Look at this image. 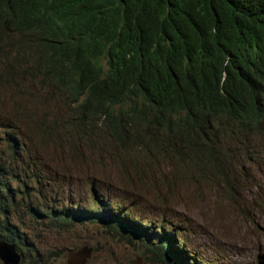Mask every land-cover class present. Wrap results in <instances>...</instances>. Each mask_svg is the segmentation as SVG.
Segmentation results:
<instances>
[{"label": "trees", "instance_id": "1", "mask_svg": "<svg viewBox=\"0 0 264 264\" xmlns=\"http://www.w3.org/2000/svg\"><path fill=\"white\" fill-rule=\"evenodd\" d=\"M12 40L20 60L5 70L64 92L78 124L102 126L118 144L160 129L220 167L225 134L245 147L264 141V0H0V49ZM73 134L0 128V239L16 245L19 264H46L16 224L27 214L56 226L109 221L158 243L147 250L172 264L168 238L112 204L95 180L84 202L66 192L71 174L57 185ZM51 136L58 151H47ZM45 161L58 164L56 175Z\"/></svg>", "mask_w": 264, "mask_h": 264}, {"label": "rangeland", "instance_id": "2", "mask_svg": "<svg viewBox=\"0 0 264 264\" xmlns=\"http://www.w3.org/2000/svg\"><path fill=\"white\" fill-rule=\"evenodd\" d=\"M14 48L8 43L0 49V128H72L69 172L57 175V185L64 186L68 177L61 174H71L68 195L84 202L95 180L112 204L132 212L149 232L169 238L172 264H264V141L260 148L245 147L225 134L218 144L220 167L160 129L118 144L106 128L78 124L64 92L17 69L5 70ZM44 140L48 152L58 151L55 136ZM44 164L54 174L59 168ZM108 223L75 217L56 226L29 214L16 222L46 264H164L157 247H146L158 243L129 230H110Z\"/></svg>", "mask_w": 264, "mask_h": 264}, {"label": "water", "instance_id": "3", "mask_svg": "<svg viewBox=\"0 0 264 264\" xmlns=\"http://www.w3.org/2000/svg\"><path fill=\"white\" fill-rule=\"evenodd\" d=\"M21 257L13 243L0 240V262L2 264H19Z\"/></svg>", "mask_w": 264, "mask_h": 264}, {"label": "clouds", "instance_id": "4", "mask_svg": "<svg viewBox=\"0 0 264 264\" xmlns=\"http://www.w3.org/2000/svg\"><path fill=\"white\" fill-rule=\"evenodd\" d=\"M15 41H13L12 40V43L15 45V57H14V61L13 62H17L18 63V61L20 60V52H18V46L16 47V44L14 43ZM28 57L29 56H25L24 57V60H28ZM71 109H72V114L75 116V114H74V111H73V108L72 107H70ZM141 125V124H140ZM139 125V126H140ZM161 131V130H160ZM162 132V131H161ZM163 133V132H162ZM166 135V134H165ZM168 136V135H167ZM218 148H219V150H220V155L218 156V160H219V162H220V164H221V161H220V157L223 155V152H222V150H221V148L218 146ZM75 197V196H74ZM169 239V238H168ZM0 240H4V239H0ZM4 241H6V240H4ZM7 242H9V241H7ZM11 243H13V242H11ZM14 244V243H13ZM169 244V246H170V242L168 243ZM15 245V244H14ZM15 247H16V245H15ZM16 249H17V247H16ZM18 250V249H17ZM19 251V250H18ZM20 252V251H19ZM167 252H168V250H167ZM20 254H21V252H20ZM21 256H22V254H21ZM168 257H171V255H169L168 254ZM172 261H174L175 262V260L174 259H171Z\"/></svg>", "mask_w": 264, "mask_h": 264}, {"label": "bare ground", "instance_id": "5", "mask_svg": "<svg viewBox=\"0 0 264 264\" xmlns=\"http://www.w3.org/2000/svg\"><path fill=\"white\" fill-rule=\"evenodd\" d=\"M67 28H69V27H67ZM57 29H58V28H57ZM57 29H56V30H57ZM48 30H49V29H48ZM52 30H53V29H51V32H52ZM66 30H67V29H66ZM57 31H59V30H57ZM63 32H64V31H63ZM63 32H62V33H63ZM54 33H57V32H54ZM59 33H61V32H59ZM56 36H57V34H56ZM68 64H69V63H68ZM69 67H70V66H69ZM68 72H69V71H68ZM71 72H72V71H71ZM71 75H72V74H71ZM75 77H76V76H75ZM71 78H72V77H71Z\"/></svg>", "mask_w": 264, "mask_h": 264}]
</instances>
